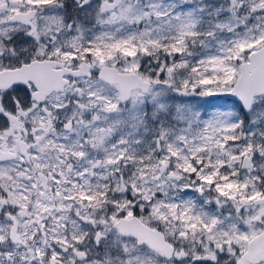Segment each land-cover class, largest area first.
Segmentation results:
<instances>
[{"label":"snow or ice","instance_id":"snow-or-ice-1","mask_svg":"<svg viewBox=\"0 0 264 264\" xmlns=\"http://www.w3.org/2000/svg\"><path fill=\"white\" fill-rule=\"evenodd\" d=\"M0 264H264V0H0Z\"/></svg>","mask_w":264,"mask_h":264}]
</instances>
